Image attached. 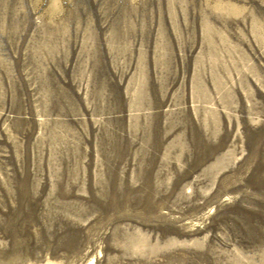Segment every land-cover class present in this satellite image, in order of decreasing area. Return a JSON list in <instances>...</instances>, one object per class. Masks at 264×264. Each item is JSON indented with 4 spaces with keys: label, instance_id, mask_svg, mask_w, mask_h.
Returning <instances> with one entry per match:
<instances>
[{
    "label": "rangeland",
    "instance_id": "rangeland-1",
    "mask_svg": "<svg viewBox=\"0 0 264 264\" xmlns=\"http://www.w3.org/2000/svg\"><path fill=\"white\" fill-rule=\"evenodd\" d=\"M0 264H264V0H0Z\"/></svg>",
    "mask_w": 264,
    "mask_h": 264
}]
</instances>
